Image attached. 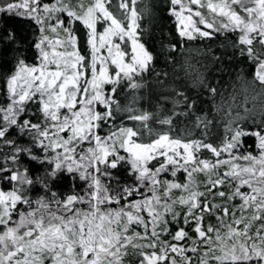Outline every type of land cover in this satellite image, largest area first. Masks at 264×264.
Returning <instances> with one entry per match:
<instances>
[{"label":"snow or ice","instance_id":"obj_1","mask_svg":"<svg viewBox=\"0 0 264 264\" xmlns=\"http://www.w3.org/2000/svg\"><path fill=\"white\" fill-rule=\"evenodd\" d=\"M162 7L0 0V264H264V0Z\"/></svg>","mask_w":264,"mask_h":264},{"label":"trees","instance_id":"obj_2","mask_svg":"<svg viewBox=\"0 0 264 264\" xmlns=\"http://www.w3.org/2000/svg\"><path fill=\"white\" fill-rule=\"evenodd\" d=\"M143 2V0H142ZM151 2L154 5L159 6V11L156 12L155 14V18L153 19L152 23L157 25L156 28V36L158 37L160 35V27L161 25H167V27L165 28V34H167L168 29L173 28V25L169 22V19H167V14L163 11V3L164 0H151ZM145 23H148V21L146 20ZM219 35V39H216L214 42L213 41H209L207 39H202L200 41H197L196 43L198 44H202V45H209L212 44L214 47H218L221 43H224V39H223V35L218 34Z\"/></svg>","mask_w":264,"mask_h":264}]
</instances>
